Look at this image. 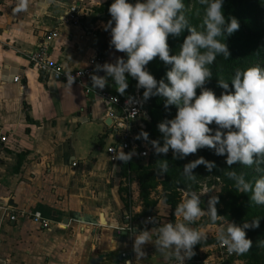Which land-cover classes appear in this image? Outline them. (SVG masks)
Returning a JSON list of instances; mask_svg holds the SVG:
<instances>
[{"label": "crops", "instance_id": "crops-1", "mask_svg": "<svg viewBox=\"0 0 264 264\" xmlns=\"http://www.w3.org/2000/svg\"><path fill=\"white\" fill-rule=\"evenodd\" d=\"M75 1L26 0L17 11L19 0H0V125L7 136L0 142V203L37 210L46 220L0 221V264H179L153 242L143 246L145 257L133 250L134 232L144 229L127 232L122 216L141 215V201L135 191H120L119 165L107 159L113 139L105 103L48 79L27 59ZM57 28L51 58L65 69L88 66L98 51L88 24ZM105 87L115 89L109 81ZM157 222L146 228L153 240ZM211 246L198 248L196 264H209Z\"/></svg>", "mask_w": 264, "mask_h": 264}, {"label": "clouds", "instance_id": "clouds-1", "mask_svg": "<svg viewBox=\"0 0 264 264\" xmlns=\"http://www.w3.org/2000/svg\"><path fill=\"white\" fill-rule=\"evenodd\" d=\"M223 2L200 0L205 11L198 30L189 23L183 0H137L135 4L129 0H114L109 7L112 19L108 21L106 30L111 29L110 45L116 51L126 53L127 59L118 57L114 63L97 64L91 76L92 87L103 89L108 77H111L116 90L124 94L128 88L125 75L128 73L137 79L138 89H145V100L159 95L166 98V108L170 105L178 107L174 119H165L158 124L163 134V145L159 140L150 141L156 155H166L171 149L173 159H183L206 147L213 149L216 155H226L228 168L237 163L251 167L264 164V68L252 66L237 70L231 80L235 91H225L219 97L205 87L213 76L208 65L213 64L219 54L225 57L231 55L228 45L221 38L230 36L240 27L235 17H225ZM25 8L26 0H19L17 11ZM185 30L189 34L179 52L170 55L169 36L179 37ZM157 56L171 65L166 73L168 83L163 79L158 82L146 70V65ZM100 71L107 75L96 74ZM218 86L227 90L229 84L219 78ZM198 88L202 89L199 95ZM213 122L217 125L215 131L209 127ZM141 138L148 141L149 134L141 131L136 139ZM131 158L132 153L123 150L117 151L114 156V159L125 163ZM156 164L158 175L168 172L167 159H159ZM201 164L209 171L216 167L215 162L199 157L184 165V177L195 180L194 169ZM226 174L234 181L238 192L251 193V202L264 205V175L249 181L244 173L230 171ZM218 202L216 195L208 200L206 212L212 223L223 219L217 211ZM200 203L201 196L190 191L175 211V215L182 219L175 223H163L155 240L146 228L134 232L133 250L137 258L145 257L143 246L153 242L158 252L166 258H175L179 264L191 259L195 255L194 247L208 236L207 232L189 226L205 214ZM146 222L157 221L149 218ZM259 225L260 219L246 221L242 225L228 222L217 229L216 239L229 253L244 254L253 246L246 229H255Z\"/></svg>", "mask_w": 264, "mask_h": 264}, {"label": "rangeland", "instance_id": "rangeland-1", "mask_svg": "<svg viewBox=\"0 0 264 264\" xmlns=\"http://www.w3.org/2000/svg\"><path fill=\"white\" fill-rule=\"evenodd\" d=\"M108 1L114 2V0H106L103 2H100V0H83L81 3L82 12L79 23L85 22L88 24L89 29L95 34L98 50L97 53L104 58V63H114L118 57H123L126 60L127 54L116 51L114 46L110 45L111 29L109 28L106 30L108 21L112 19L109 8L106 7V3ZM129 2L135 4L137 0H129ZM183 3L185 4V13L189 22L193 21L201 24L205 6L200 3V0H183ZM112 26H115L114 21ZM168 44L170 48V55H176L182 45L176 37L171 35L168 38ZM208 67L210 68L209 65ZM170 68L171 65L165 64L159 56L146 65V70H148L158 82L163 79L165 83H168L166 73ZM210 70L213 76L206 82V88L213 90L218 97L225 91L233 92L228 80L221 75L219 68H210ZM219 78L228 82L229 87L227 90L218 86ZM130 79L132 80H127L128 88L133 91V94L139 95L143 101V105L140 109L138 118L134 120L132 130L138 149H135L134 154H132L131 160L133 162L130 168L131 174L126 175V171L125 174H121L119 176L121 180L120 191L126 197L130 195L131 191H135L136 194L138 193L137 198L141 201V214L145 219L147 216L155 218V220L158 221L157 224L160 226L163 223H175L177 220L182 219V217H177L175 215V211L177 205L186 198L190 191H195L201 197H204L207 206L208 200L211 196H218L219 202L216 207L218 214L223 216V219L221 221H217L216 223H212L206 209H203L205 210V214L202 215L194 225L191 224V227L207 232L208 236L206 240L210 242L207 245H214L207 249V254L213 255L209 259V264H264V227L261 229L260 233L247 232V237L253 241V246L244 254H236L226 257L219 254L215 248L217 244V229L222 225H226L228 222H231L228 218L229 215L223 204V200H227L229 195L233 192L234 181L230 179L226 173L230 171H235L238 174L244 173L246 177H252L251 179L255 180L264 175V164H254L253 166L248 167L237 163L232 165L231 168H228L229 166L226 163V155H216L213 149L205 147L191 158L184 159L182 163L176 167L167 191L163 189L158 179L153 177L145 178V176L139 178L138 174L134 171V166L139 163L145 164L148 158H139L137 155V152L142 149L143 141L149 143L148 154L154 152L152 145L150 146L151 140H159L161 145H163V134L159 131L158 124L165 119H174L177 115L178 107L176 105H170L166 108V98L159 95H153L145 100L143 96L145 89H138L137 79L132 76ZM201 91L202 89L198 88L197 95H199ZM209 127L215 130L217 125L213 122L209 125ZM141 131H146L149 134L148 141H145L143 138L136 139V136ZM169 152L173 153L171 149ZM199 157H204L208 161L215 162L216 167L209 171L203 164H201L194 169V173L196 174L195 180L185 178L183 175L184 165L198 159ZM139 180L141 181V185ZM166 194L169 196L168 198L165 197ZM245 194L247 197H250L251 195V193ZM158 203L159 205L157 206ZM255 207L257 209L264 210V205H258L255 203ZM131 214V211H128V213L123 215L122 218L126 219L127 222L130 219L134 220L136 217ZM153 224L156 223L151 222L146 228L153 226ZM140 229L145 228L140 227ZM207 254L205 253V256H207Z\"/></svg>", "mask_w": 264, "mask_h": 264}, {"label": "trees", "instance_id": "trees-1", "mask_svg": "<svg viewBox=\"0 0 264 264\" xmlns=\"http://www.w3.org/2000/svg\"><path fill=\"white\" fill-rule=\"evenodd\" d=\"M112 3L113 2L108 1L106 7L109 8ZM223 13L226 18L235 17L238 20L240 27L230 36L226 35L225 38H221L224 39V42L228 45L231 55L225 57L223 54H219L217 55L215 62L209 66L211 69H214L215 67L219 68L221 75L228 80L234 92L235 89L231 80L234 78L237 70H246L252 66H260L261 68H264V0H224ZM189 23L200 30L199 23L193 21H190ZM188 34V31L185 30L181 36L176 38L183 43V40ZM100 75L106 76L107 74L102 72ZM125 75L127 80H132L130 79V74ZM108 81L115 86L111 77H108ZM113 93L120 98H127L134 95L130 88H127L124 94H120L116 89H114ZM201 149H199L197 153ZM195 154L188 155L183 159H173V153L171 152H168L166 155H156L155 152H152L149 154L145 164L139 163L134 166V171L138 174L139 178L145 176V178L153 177L158 179L163 189L167 191L176 167L179 166L184 159L191 158ZM159 159H167L169 161V169L166 174L158 175L155 171L157 168L156 161ZM132 162L131 159L126 163L122 160L120 161L118 164L119 176L125 174L126 171V175L131 174L130 168ZM251 178L246 177L249 181H254ZM139 183L141 185L140 180ZM165 197L168 198L169 196L166 194ZM223 204L227 209L229 220L238 225H242L246 221L250 222L253 219H260V225L258 228L246 229V232L249 233H260L261 229L264 227V210L257 209L255 203L251 202L250 197H247L245 193L238 192L234 187L233 192L229 195L227 200H223ZM200 207L201 209H207V203L204 197H201ZM144 219V216L141 214L136 216L134 220L130 219L129 222L133 229H139L144 222ZM192 224L194 225L195 222ZM189 226L191 227V225ZM209 243V241L203 240L200 244H197L194 247L195 255L189 259L192 264H196V261L198 260V248Z\"/></svg>", "mask_w": 264, "mask_h": 264}, {"label": "built area", "instance_id": "built-area-1", "mask_svg": "<svg viewBox=\"0 0 264 264\" xmlns=\"http://www.w3.org/2000/svg\"><path fill=\"white\" fill-rule=\"evenodd\" d=\"M82 2L83 0H76L56 18V26L45 34L36 50L27 53V59L33 68L48 79L58 81L65 85L79 86L85 94L98 96L103 103H105V116L111 120L109 126L113 137V141L106 146L105 151L108 161L113 165H117L121 161L114 159L117 151L123 150L125 153L134 154L135 149H138L132 130L134 120L139 116L143 101L138 94H134L127 98H120L115 95L110 88L104 87L103 89H94L92 87L91 76L96 70V65L104 64V58L98 53L90 58L88 66L76 69L63 68L61 63L52 59L49 53V44L51 40L58 35L57 27L64 23H79L82 12ZM100 72L96 74H100ZM20 79L21 77L18 75L13 78L16 82L20 81ZM72 79H74V81L71 83ZM6 138L7 136L4 134V129L0 125V142H5ZM148 149L149 143L143 141L142 149L137 152L138 157H148ZM25 218L38 222L42 226L46 225V220L37 210L18 208L7 203H0V221L16 222L19 219ZM149 218H151V216H147L142 223L143 225L140 227H148L151 222L146 221H148ZM124 229L129 233L134 231L129 221L126 222ZM215 248L219 254L223 256L229 257L236 255V253H229L226 247H222L218 241ZM122 255H125V253H122Z\"/></svg>", "mask_w": 264, "mask_h": 264}, {"label": "water", "instance_id": "water-1", "mask_svg": "<svg viewBox=\"0 0 264 264\" xmlns=\"http://www.w3.org/2000/svg\"><path fill=\"white\" fill-rule=\"evenodd\" d=\"M110 121H111V120L109 119V124H110Z\"/></svg>", "mask_w": 264, "mask_h": 264}]
</instances>
